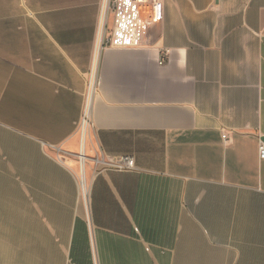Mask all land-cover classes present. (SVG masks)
Here are the masks:
<instances>
[{"label": "crops", "instance_id": "crops-1", "mask_svg": "<svg viewBox=\"0 0 264 264\" xmlns=\"http://www.w3.org/2000/svg\"><path fill=\"white\" fill-rule=\"evenodd\" d=\"M102 1L0 0V264H264V0H121L81 143Z\"/></svg>", "mask_w": 264, "mask_h": 264}, {"label": "built area", "instance_id": "built-area-1", "mask_svg": "<svg viewBox=\"0 0 264 264\" xmlns=\"http://www.w3.org/2000/svg\"><path fill=\"white\" fill-rule=\"evenodd\" d=\"M152 0H132V3L141 8L143 11L141 12V19L145 22L149 20V17L144 12L145 7L148 6ZM121 4V0H103L101 6V18L99 22V36L97 42V48L95 51V56L93 60L92 68L88 74L87 78V91L85 95V106L83 111V117L80 122L79 126V133L81 136V143L85 138L87 141V136L89 134V129L91 126L90 116L91 110L93 106V102L95 96L97 94L99 88V60H100V53L106 47L112 45V37L106 34L107 32V19L110 14L115 12L119 5ZM167 61V53L164 54L163 62ZM224 140L227 139L226 136H223ZM259 156L261 159H264V143L261 142L259 145ZM79 160L82 164V161L88 165L89 162L94 164L95 171H106V170H118V171H128L134 170L136 168L135 160L132 157H123L119 160L111 161L105 160L104 157L98 156H89L86 151H82L79 154Z\"/></svg>", "mask_w": 264, "mask_h": 264}, {"label": "bare ground", "instance_id": "bare-ground-1", "mask_svg": "<svg viewBox=\"0 0 264 264\" xmlns=\"http://www.w3.org/2000/svg\"><path fill=\"white\" fill-rule=\"evenodd\" d=\"M80 138H81V136H80ZM83 166H84V168L82 169ZM85 166H86V163H84V161H82V164H81V170H82V188H81V191H82L83 200L87 202L88 186H87V180H86V177H85V170H84Z\"/></svg>", "mask_w": 264, "mask_h": 264}, {"label": "rangeland", "instance_id": "rangeland-1", "mask_svg": "<svg viewBox=\"0 0 264 264\" xmlns=\"http://www.w3.org/2000/svg\"><path fill=\"white\" fill-rule=\"evenodd\" d=\"M80 131V130H79ZM81 139V138H80ZM80 169H81V163H80V160H79V158H78V170H77V173H78V175H79V173H80ZM83 201V200H82ZM83 203L86 205V203H85V201H83ZM87 206V208H88V204L86 205Z\"/></svg>", "mask_w": 264, "mask_h": 264}]
</instances>
